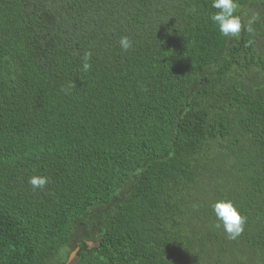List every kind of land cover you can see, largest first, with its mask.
Returning a JSON list of instances; mask_svg holds the SVG:
<instances>
[{"label":"trees","instance_id":"1","mask_svg":"<svg viewBox=\"0 0 264 264\" xmlns=\"http://www.w3.org/2000/svg\"><path fill=\"white\" fill-rule=\"evenodd\" d=\"M238 5L228 39L211 0H0V264H264V0Z\"/></svg>","mask_w":264,"mask_h":264},{"label":"clouds","instance_id":"2","mask_svg":"<svg viewBox=\"0 0 264 264\" xmlns=\"http://www.w3.org/2000/svg\"><path fill=\"white\" fill-rule=\"evenodd\" d=\"M211 7L216 11L211 13L210 20L222 37L233 39L239 37L242 31L249 34L255 31L252 27L255 20H250L247 24H244L237 14L238 0H211ZM190 11L194 13L196 9L192 8ZM118 43L125 52L134 46L133 41L128 36H121ZM247 43L250 46L252 41L249 40ZM90 59L91 52H86L83 56V70L85 72H88L91 68ZM74 86L75 83H72L69 88ZM28 183L34 190L43 189L49 183V178L47 176H32L29 178ZM211 208L217 221L216 227L222 228L228 239L235 240L243 234L247 218L241 214L231 200L216 201L211 205Z\"/></svg>","mask_w":264,"mask_h":264},{"label":"water","instance_id":"3","mask_svg":"<svg viewBox=\"0 0 264 264\" xmlns=\"http://www.w3.org/2000/svg\"><path fill=\"white\" fill-rule=\"evenodd\" d=\"M87 245L89 247V249H92V248H99L100 247V244L98 242L94 243L92 241H88L87 242ZM80 248L77 247L76 249H74L69 257H68V260L65 264H77L78 263V259H79V256H78V252H79Z\"/></svg>","mask_w":264,"mask_h":264}]
</instances>
